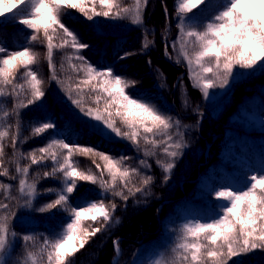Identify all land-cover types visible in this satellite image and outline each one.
I'll use <instances>...</instances> for the list:
<instances>
[{
	"label": "trees",
	"instance_id": "1",
	"mask_svg": "<svg viewBox=\"0 0 264 264\" xmlns=\"http://www.w3.org/2000/svg\"><path fill=\"white\" fill-rule=\"evenodd\" d=\"M133 2L134 0H125L126 4ZM224 3L226 0H212V4L216 6ZM174 5L175 0H149L143 13L144 23L141 25L133 24L130 19L95 17L87 20L74 9L67 10L63 17L66 25L78 35L81 42L88 45L80 53L86 61L101 70L111 68L115 74L127 80L145 82L141 86L134 84L127 89L128 93L180 122V128H174L172 134L175 137L177 131L183 133V139L189 145V163L181 168L182 164L178 160L167 180L156 161L157 155L165 156L162 147L161 151L156 149L155 156L145 158L143 150H138L131 141L109 139L85 125L78 116L83 113L68 99L61 84L51 78L46 46L39 41L32 42L31 30L20 25L11 16L7 19L0 18V46L9 52L22 50L26 46L33 47L40 53V62L34 68L45 81L43 100L21 109L18 117L14 114L17 98L0 97V130L9 131V136L3 141V159L10 173L8 177L0 175V182L12 185L11 195L19 200L17 203L15 199H5V194L0 190V202L8 203L15 213V218L10 221V231L16 235L10 237L4 264H32L27 256L29 251L35 253L36 264H47V254L41 252L43 242L60 235L69 221L68 213L60 209L44 213L38 211L55 198L47 190L61 187L57 179L39 180L38 195L31 207L23 206L18 192L20 176L15 172L16 162L19 161L23 167L29 161L17 156V152L26 156L27 153L46 146L51 139H64L68 143L92 146L117 158L125 157L127 166L139 169L143 176L154 177L145 192L130 196L126 202L111 193H103L96 185L79 183L78 190L82 195H74V206L83 204L85 199H104L106 204L114 202L117 205L113 222L90 240V243L96 245L102 240L105 245L104 254L98 258L96 253L88 264H132L136 256L145 264L150 254L155 252L165 255L167 263L171 264L176 258L173 248L182 226L193 221L207 222L220 214L224 202L217 200L216 191L226 187L244 189L248 185L246 178L259 174L264 169V67L235 69L237 79L232 82L230 101L220 117L212 115L208 112L209 106L202 92L193 86L190 75L186 74L177 51L169 47L168 53L172 59L165 57V39L162 37L165 38L168 31L167 42L171 45L178 36ZM216 10L210 5L200 15V22H207ZM146 35L149 41L154 42L147 51L142 48ZM56 42L58 41L54 40ZM71 52L69 48L54 50V63L59 79L77 77L65 60L66 54ZM126 53L132 55L125 57ZM177 58L181 61L179 64L175 63ZM22 82L18 74L17 83ZM24 98L21 95L19 99ZM100 106H103V101ZM5 111L9 113L6 117L3 116ZM46 121L54 122L56 129L34 137L32 129ZM17 123L19 132L14 149L12 137L17 135ZM197 150L200 151L199 154L196 153ZM137 155L141 157L136 161ZM74 160L79 162L81 168L92 167L95 171L88 158L77 155ZM142 160L148 166L141 165ZM51 166V161L32 165L29 179L34 178L38 172L42 174L50 170ZM13 176L16 179H12ZM140 178L134 177L133 183L140 186ZM126 217L128 218L124 220ZM24 235H31L35 240L25 243ZM114 241L119 242L118 252L114 248ZM89 253L90 249L84 247L70 258V264L83 263ZM233 262L264 264V250H255L233 258L229 264Z\"/></svg>",
	"mask_w": 264,
	"mask_h": 264
},
{
	"label": "snow or ice",
	"instance_id": "2",
	"mask_svg": "<svg viewBox=\"0 0 264 264\" xmlns=\"http://www.w3.org/2000/svg\"><path fill=\"white\" fill-rule=\"evenodd\" d=\"M148 3L149 0H134L131 4H126L125 0H0V18L7 19L11 14L13 20L31 30L32 42L39 41L46 46L51 78L61 84L68 99L80 112L98 122L100 129L131 141L138 150L144 151L145 156H155L156 149L162 147L168 159L157 160V163L167 180L187 146L182 132L177 131L175 137L172 134L174 128H180V122L143 99L130 95L127 89L135 81L115 74L111 68L101 70L86 61L80 53L88 45L81 42L63 20L67 10L74 9L87 20L95 17L130 19L133 24L141 25ZM210 5L217 10L207 22L201 23L199 17ZM174 8L178 36L171 45L162 37L165 39V54L171 60L168 48L178 52L186 62L193 86L202 92L203 97L208 98L212 89L228 86L237 68L264 67V0H226L220 6L213 5L212 0H175ZM54 40L58 42L54 43ZM153 44L146 35L142 48L147 51ZM64 48L72 50L66 54L65 60L77 74L75 79L72 76L58 78L54 50ZM128 55L132 53H126L125 57ZM39 62L40 53L31 46L10 52L0 46V97L17 98L14 109L17 117L21 109L37 104L45 97V81L34 68ZM180 62L179 58L175 61ZM18 74L22 83H17ZM21 95L25 98L19 99ZM8 115L6 111L3 113L4 117ZM16 127L17 135L12 137L14 149L18 123ZM56 127L54 122H42L32 129V135L39 137ZM8 136L7 129L0 130V175L5 177L10 175L3 159V141ZM77 155L88 158L95 171L92 167L81 168L74 160ZM17 156L29 161L23 167L17 161L15 168L20 176L18 192L26 198L23 206H32L41 178L57 179L61 185L59 189L47 190L55 198L38 209L41 213L60 209L69 216L62 233L43 242L41 252L47 254V264H70L71 257L113 222L117 207L114 202L106 204L104 199H85L83 204L74 206V195H82L78 190L80 182L96 185L103 193H111L126 202L130 196L145 192L154 180L152 176H143L137 186L133 178L141 175L140 170L127 166L125 157L117 158L92 146L68 143L64 139H51L46 146L26 156L19 152ZM47 161H51L50 170L42 174L38 172L30 180L31 166ZM140 163L148 166L144 160ZM11 178L16 179L15 176ZM246 179L248 185L244 189L226 187L216 191L217 200L224 202L218 216L207 222L193 221L182 226L173 248L176 258L171 264H229L233 258L264 250V169ZM11 189L12 185L0 182L5 199H15L19 203L18 198L11 195ZM14 218L15 213L9 204L0 202V255L9 247L10 237L16 235L10 231V221ZM89 221L92 223L88 224ZM34 240L31 235L23 236L25 243ZM118 245L119 242L114 241L117 252ZM27 256L32 264H36L35 253L29 251ZM154 264H162V261L157 260Z\"/></svg>",
	"mask_w": 264,
	"mask_h": 264
},
{
	"label": "rangeland",
	"instance_id": "3",
	"mask_svg": "<svg viewBox=\"0 0 264 264\" xmlns=\"http://www.w3.org/2000/svg\"><path fill=\"white\" fill-rule=\"evenodd\" d=\"M8 16H11V14H8ZM166 41L168 40V31H167V34L166 36H164ZM178 53V52H177ZM179 55V54H178ZM167 56L168 58V55L165 54V57ZM183 64H184V67H185V71H186V74H189V71L186 67V62L183 61L182 57H179ZM237 77L236 75L234 74L232 80L230 81L229 85L224 87V88H216V89H212L210 90V95L208 98H205L206 102L208 103L207 106L208 107V112H210L212 115L216 116V117H220L222 115V112L224 111V109L226 108V106L228 105L229 101H230V98H231V86L233 85L232 82L234 80H236ZM145 82H142L140 80H136L135 81V84H138L139 86H141L142 84H144ZM258 101L260 100V98H257ZM178 109V108H177ZM79 118H81V121H83V123L87 126H89L90 128H92L93 130H96L97 133H99L100 135L104 136V137H108L109 139H113L115 141H122L123 139L120 138V137H117L115 136L114 134L110 133V132H105L103 131L102 129H100V125L98 124V122L92 120L91 118L85 116L84 114H80L78 115ZM100 129V130H98ZM65 135V134H64ZM189 145L187 144V146L183 149V154L176 160L175 162V166H176V163L178 160H180L181 162V168H184L185 166H188V163H189V156L187 154L188 150H189ZM158 151H161L158 150ZM208 151H209V147H207L206 149V155H208ZM197 154L200 153V151L198 152V150L196 151ZM143 155L145 158H150L151 156H145V153L143 151ZM141 156L140 155H137L135 158V160L137 161ZM167 157H165L164 155H157L156 157V161L157 160H160L162 161H165L167 160L166 159ZM157 165L159 166V168L161 169V166L157 163ZM139 177H141L139 180L141 181L143 175H140ZM26 198L22 197L21 198V203H24ZM27 209V208H26ZM119 214V213H118ZM128 217L124 218V220H126ZM90 222V221H89ZM92 222H90L91 224ZM104 239H106V237H104ZM101 243H99L98 245L96 244H93V243H89L85 246L87 248L90 249V252L85 260L83 261V263L81 264H88L90 261H92L94 259V256L95 254L97 253V256L98 258L102 257L101 255L104 254V249H105V245L103 244L102 240L99 241ZM126 246V244H125ZM172 249V248H171ZM8 256V248L7 250L3 253V255H0V261L3 262L4 264V261L6 259V257ZM157 260H161L162 261V264H168L167 263V258L166 256L162 253H158V252H155V253H152L150 254V256L148 257V260L145 264H154L155 261ZM132 264H143V261L140 259V257L138 258V256H136L134 258V260L132 261Z\"/></svg>",
	"mask_w": 264,
	"mask_h": 264
}]
</instances>
